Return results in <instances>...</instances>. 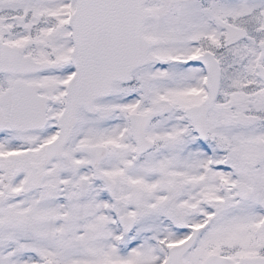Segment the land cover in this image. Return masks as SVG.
Segmentation results:
<instances>
[{"label":"snow or ice","instance_id":"obj_1","mask_svg":"<svg viewBox=\"0 0 264 264\" xmlns=\"http://www.w3.org/2000/svg\"><path fill=\"white\" fill-rule=\"evenodd\" d=\"M0 264H264V0H0Z\"/></svg>","mask_w":264,"mask_h":264}]
</instances>
